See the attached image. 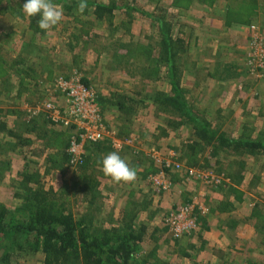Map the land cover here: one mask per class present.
<instances>
[{"label":"rangeland","instance_id":"374dc122","mask_svg":"<svg viewBox=\"0 0 264 264\" xmlns=\"http://www.w3.org/2000/svg\"><path fill=\"white\" fill-rule=\"evenodd\" d=\"M196 1L87 0L81 15L79 0H52L63 19L42 30L41 14L23 12L26 0H0L1 204L13 212L41 185L60 192L94 234L146 227L143 264H264V154L203 143L161 96L172 89L161 41L170 24L187 46L178 65L194 111L228 137L263 140L264 0ZM95 5L116 8L100 21ZM38 51L50 67L27 60ZM74 74L92 86L114 132L101 141L51 118L72 107L59 81ZM113 151L136 169L135 181L103 173L100 162ZM84 174L100 184L95 197L80 190ZM12 250L0 246V264H44L41 252Z\"/></svg>","mask_w":264,"mask_h":264},{"label":"trees","instance_id":"16d2710c","mask_svg":"<svg viewBox=\"0 0 264 264\" xmlns=\"http://www.w3.org/2000/svg\"><path fill=\"white\" fill-rule=\"evenodd\" d=\"M115 8L110 5H97L94 15L102 21L113 16ZM171 29L169 24L167 34L162 35L161 39L162 61L169 67V81L172 88L169 95H161L164 99L163 103L173 108L175 112H179L193 125L196 138L203 143L251 156L264 154V139L257 140L246 134L238 139L228 137L226 133L218 132L211 122L194 111L188 103L182 87L183 71L178 65V52H186L187 46L183 39L172 38ZM68 159V155L63 157L67 170L71 168ZM85 166L80 164L76 170L84 169ZM88 175L84 174L80 190L89 192L95 197V189L100 184H96L92 174ZM60 198V192L54 189L47 190L39 185L23 198L22 206L17 207L13 212L0 203V246L6 250L33 249L35 252H41L44 264H143L145 262L139 258V251L146 227L138 230L133 225L134 222H129V226L124 231L107 230L103 235L94 234L83 220L76 219ZM9 253L10 251L6 255L8 258Z\"/></svg>","mask_w":264,"mask_h":264},{"label":"built area","instance_id":"2783aa9c","mask_svg":"<svg viewBox=\"0 0 264 264\" xmlns=\"http://www.w3.org/2000/svg\"><path fill=\"white\" fill-rule=\"evenodd\" d=\"M59 82L61 86L66 87L68 101H71L73 105L70 109L65 110L64 117L55 111L51 116L54 123L75 126L80 130V139L83 140L98 142L114 134L112 129H109L101 119L96 103V94L92 86L85 85L76 74L66 80L60 79ZM78 145V143L72 142L73 149L79 148ZM174 224L178 231L183 230L179 224V217L175 218Z\"/></svg>","mask_w":264,"mask_h":264},{"label":"clouds","instance_id":"9594fccd","mask_svg":"<svg viewBox=\"0 0 264 264\" xmlns=\"http://www.w3.org/2000/svg\"><path fill=\"white\" fill-rule=\"evenodd\" d=\"M88 8L87 0H79L77 13L83 15ZM23 12L32 17L37 13L41 14L38 26L42 30H49L63 19L62 8L54 4L52 0H26L23 5ZM102 171L106 176L112 178L114 182H133L137 178L136 169L131 167L126 158H122L118 152H110L103 156Z\"/></svg>","mask_w":264,"mask_h":264},{"label":"crops","instance_id":"0c3cea01","mask_svg":"<svg viewBox=\"0 0 264 264\" xmlns=\"http://www.w3.org/2000/svg\"><path fill=\"white\" fill-rule=\"evenodd\" d=\"M191 1H194V3L195 2H197L196 0H190V4H191ZM97 5H95V7H96ZM190 7H192V5H190ZM199 12V11H198ZM93 14H94V12H93ZM230 20V19H229ZM228 20V24L231 26L233 23H231L230 21ZM217 21V20H216ZM218 22V21H217ZM248 21L247 20H239V21H237L236 22V25H238V27H240L241 25H244V24H246ZM171 27H173V26H171ZM220 27H221V25H220ZM238 29V28H237ZM247 29H249V25H247ZM233 30H235V28L233 27ZM236 31V30H235ZM223 32H224V30H223ZM224 33H226V34H229L231 37H233V38H236V35H232L231 33H227V32H224ZM235 33H237V32H235ZM229 36V37H230ZM244 38H246V36L244 37ZM249 42V41H248ZM245 44V46H246V44H247V41L244 43ZM243 44V45H244ZM249 44V43H248ZM248 46V45H247ZM45 51L46 50H44V53H45ZM38 55H39V57H36L35 56V59L33 60V58H32V56H27V60L29 61V59H31V64H33L34 66L35 65H37V64H39L40 62H44L45 63V65H47L48 67H50L51 65H52V62L49 60V59H47V57L46 56H43V55H41V53L38 51ZM37 55V56H38ZM43 57L42 59H40V57ZM34 61H36V62H34ZM25 63V62H24ZM204 85V84H203ZM198 86H202V84H198ZM203 88H205V86L203 87ZM151 150H153V149H151ZM160 153V152H159ZM156 154H158L157 152H155V154L153 155V156H156Z\"/></svg>","mask_w":264,"mask_h":264}]
</instances>
